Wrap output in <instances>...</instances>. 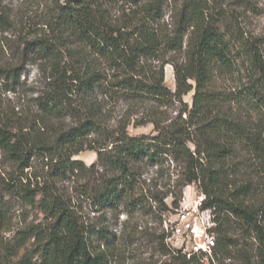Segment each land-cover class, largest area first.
I'll return each instance as SVG.
<instances>
[{"label":"trees","instance_id":"1","mask_svg":"<svg viewBox=\"0 0 264 264\" xmlns=\"http://www.w3.org/2000/svg\"><path fill=\"white\" fill-rule=\"evenodd\" d=\"M17 4L23 13L15 14L0 0V32L16 30L17 24L33 26L35 17L45 24L43 34L25 39L23 47V53L43 61L48 72V89L36 99L37 120L45 123L60 116L75 120L53 143H44L0 101V152L20 172L21 182L34 156L50 155L52 162L56 150L103 130L104 96L178 102L169 122L151 121L152 136H129L124 128L111 133L109 157L102 163L110 174L101 176L98 188L90 190L93 204L116 210L125 201L133 202L127 198L139 175L133 164L162 166L163 156H169L179 171L173 185L164 183L163 197L154 198L159 210L176 207L183 187L198 183L206 204L218 213L214 255L207 264H264V37L246 34L214 0L175 3L172 30L162 21L165 0H18ZM167 53L182 58L165 60ZM167 63L173 68L174 91L163 85ZM16 70L0 64V96L13 90ZM221 80L230 84L221 87ZM191 90L188 106L182 97ZM102 148L106 147L97 149V162L103 159ZM73 154L59 153L50 173L79 170L81 163L70 160ZM25 178L23 196L33 204L41 193L46 222L17 233L10 256H18L21 249L23 253L14 264H32L34 256L36 264H104L107 256L91 241L103 229L85 227L66 199L44 191L38 181L31 188L32 177ZM14 179L3 182L6 190L14 187ZM156 193L149 190L150 195ZM167 195L172 196L170 207L163 201ZM5 222V201L0 197V225ZM29 239H33L31 254L26 247ZM158 251L166 257L165 264H203L195 256L187 259L171 250L164 235L159 237Z\"/></svg>","mask_w":264,"mask_h":264},{"label":"rangeland","instance_id":"2","mask_svg":"<svg viewBox=\"0 0 264 264\" xmlns=\"http://www.w3.org/2000/svg\"><path fill=\"white\" fill-rule=\"evenodd\" d=\"M165 1L162 21L169 30H172L171 17L174 5L180 0ZM4 3H7L15 14L24 11L17 4L18 0H4ZM214 3L229 16L233 15L246 34L264 37V0H214ZM43 23L44 21L35 17L33 26L23 27L17 24L16 30L0 32V64L16 68L18 73L13 90L4 91L0 101L4 107L13 109L12 114L28 129L33 128L34 135L42 142L53 143L59 132L70 128L75 120L70 116H60L46 119V122L42 123L36 118L40 116L36 99L48 89V72L44 70L45 63L29 53H23V47L25 39L30 40L43 34L45 30ZM181 58L182 55L173 53H167L165 56V60ZM149 63L151 66L156 64V62ZM153 75L157 77L156 73ZM163 80L165 87L171 91L175 90L173 68L169 63L163 67ZM229 84L228 81L218 82L221 87ZM192 95L193 90L182 97V102L190 106ZM101 104L103 113L101 132L84 137L66 150H56L52 162L50 155L47 158L39 154L34 156L31 159V167L24 171L22 181H27L25 175L32 177L31 188L35 187L36 181L41 182L44 191L61 195L72 205L79 221L85 227L103 229V234L94 235L91 241L93 248L102 250L107 256L104 264H165L166 257L158 251V240L165 234L163 222L171 213L159 210L158 202L154 201V198L163 197L162 192L166 191L163 187L164 183L169 181L173 185L177 177L179 166L169 156H163L162 166L160 164L153 166L146 161L133 164L139 174L136 181H133L135 183L132 185V195H127V198L133 202L125 201L116 210L100 209L93 204L89 195L90 190L97 189L102 182L101 176L110 174L109 170L102 167V163L109 157L107 151L110 148L111 133L124 128L129 136H152L155 132L151 121L156 119L162 124L169 122L170 118L175 116L179 104L178 102L164 104L154 98L137 102L121 94L104 96L101 98ZM100 146L106 148L99 149L102 151L103 159L97 162V149ZM70 152H75L70 160L81 163L79 170L50 173L57 155ZM93 163L96 164L91 168ZM15 169L0 152V197L5 201L6 208V222L0 225V257L3 259V264H14L23 253L21 249L18 256H10L19 231L29 225L46 222L41 193L38 192L35 202L30 204L23 196L24 182H21L20 172ZM11 177L15 178V181L14 187L9 191L4 188L3 182ZM149 190L157 191V195H150ZM171 200V195L163 199L168 207ZM32 242L33 239H29L26 244L30 254L33 250ZM37 261V257L34 256L31 263L36 264ZM203 264H207V261Z\"/></svg>","mask_w":264,"mask_h":264},{"label":"built area","instance_id":"3","mask_svg":"<svg viewBox=\"0 0 264 264\" xmlns=\"http://www.w3.org/2000/svg\"><path fill=\"white\" fill-rule=\"evenodd\" d=\"M207 197L198 183L183 187L178 205L163 222L164 243L187 259L195 256L204 262L213 258L218 213L207 205Z\"/></svg>","mask_w":264,"mask_h":264}]
</instances>
